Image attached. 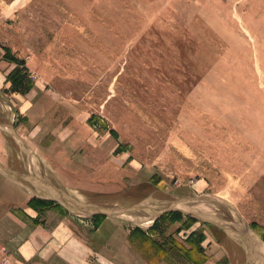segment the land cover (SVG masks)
I'll return each instance as SVG.
<instances>
[{
    "label": "rangeland",
    "instance_id": "obj_1",
    "mask_svg": "<svg viewBox=\"0 0 264 264\" xmlns=\"http://www.w3.org/2000/svg\"><path fill=\"white\" fill-rule=\"evenodd\" d=\"M0 123V264L264 258V0H0Z\"/></svg>",
    "mask_w": 264,
    "mask_h": 264
},
{
    "label": "crops",
    "instance_id": "obj_2",
    "mask_svg": "<svg viewBox=\"0 0 264 264\" xmlns=\"http://www.w3.org/2000/svg\"><path fill=\"white\" fill-rule=\"evenodd\" d=\"M0 128L3 129V126L1 125V123H0ZM14 142L19 143V141H17V140ZM0 146H1L0 148H2L1 143H0ZM32 155H33V153H32ZM32 159H33V161H35L34 158H32ZM2 169H5V170L3 171ZM0 174L2 176H4L5 178H8L9 180L15 182L16 186L19 188H22V189H24V187H20L22 185H20L17 180L16 181L12 180V178H10L9 176H12L13 178L17 177L18 179L21 178V179H26V180H29V178H30L29 176H26L24 174H20L18 172L4 168V166L1 164V161H0ZM35 180L39 182V185H41L39 187V190H43L42 186H44L46 188V185L42 184L45 180H41L40 178H37V177L35 178ZM1 181H3V180L0 178V189L5 188L4 191L9 193L11 191L10 188L8 186L3 187V182H1ZM44 183H46V182H44ZM46 184H48V183H46ZM25 189H26V187H25ZM25 189H24V191H26ZM30 194L32 195V193H30ZM46 199L47 200H53V201L56 200V198H54V197H52V198L46 197ZM237 235L243 236L242 238L244 240H242V241L240 240V242L243 244L242 247L245 249V258L247 260V263L248 264H262V262L264 261V258H263L262 253H261L263 247H262V244L258 240H256L257 238H255V236L251 232H249V234L248 233L244 234V233L240 232ZM235 238L239 239V237H235ZM244 241L246 242L245 245H244ZM237 264H239V263H237ZM241 264H243V263H241Z\"/></svg>",
    "mask_w": 264,
    "mask_h": 264
},
{
    "label": "water",
    "instance_id": "obj_3",
    "mask_svg": "<svg viewBox=\"0 0 264 264\" xmlns=\"http://www.w3.org/2000/svg\"><path fill=\"white\" fill-rule=\"evenodd\" d=\"M3 171L5 169H2ZM46 187L52 189V190H55L56 192L60 193L61 196H63L61 193V191L59 189H56L54 188L53 186L49 185V184H46ZM55 201L57 202H60L61 203H66L68 206H70L71 208H73L74 210H78V211H83L85 212L86 214H88L89 216H95V215H102V216H106V217H110V218H119L121 216H117V212H126L128 209H119L117 210V212L115 213L116 211V208L115 209H111V210H103V209H100V208H97V207H92V206H88V205H84V204H81L79 203L78 201L68 197V196H64L63 198H60V200L56 199ZM137 207H134V209H136ZM130 209H133V208H130ZM160 216V215H159Z\"/></svg>",
    "mask_w": 264,
    "mask_h": 264
},
{
    "label": "bare ground",
    "instance_id": "obj_4",
    "mask_svg": "<svg viewBox=\"0 0 264 264\" xmlns=\"http://www.w3.org/2000/svg\"><path fill=\"white\" fill-rule=\"evenodd\" d=\"M32 153H34V151H32ZM35 154H36V153H35ZM8 176H9V175H8ZM9 177H10V178H13L12 176H9ZM145 207H146V206H145ZM121 216H122V217H125V218H126V217H127V218H132L130 213H126V214L123 213V215H121ZM135 218H136V217H135ZM137 218H138V217H137ZM139 219L142 220V219H144V218H143V217H142V218L140 217ZM143 221H144V220H143ZM145 223H146V222H145Z\"/></svg>",
    "mask_w": 264,
    "mask_h": 264
},
{
    "label": "trees",
    "instance_id": "obj_5",
    "mask_svg": "<svg viewBox=\"0 0 264 264\" xmlns=\"http://www.w3.org/2000/svg\"><path fill=\"white\" fill-rule=\"evenodd\" d=\"M46 201H48V200H46ZM173 214H178V215H179V214H181V213H180L179 211H174ZM99 216H100V215H99ZM101 216H102V215H101Z\"/></svg>",
    "mask_w": 264,
    "mask_h": 264
}]
</instances>
